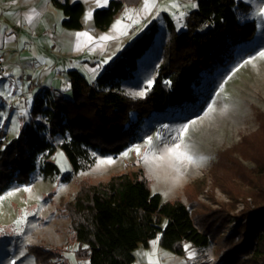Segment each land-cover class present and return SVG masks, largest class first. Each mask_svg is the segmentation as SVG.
Returning <instances> with one entry per match:
<instances>
[{
	"label": "trees",
	"instance_id": "obj_1",
	"mask_svg": "<svg viewBox=\"0 0 264 264\" xmlns=\"http://www.w3.org/2000/svg\"><path fill=\"white\" fill-rule=\"evenodd\" d=\"M122 3L110 0L107 7L96 9L94 23L105 28ZM195 5L180 28L168 14L163 15L168 37L143 97H130L122 83L134 76L138 59L153 42L159 30L157 20H152L93 81L70 69L69 96L38 90L17 136L8 138L0 126V194L13 182L27 183L34 171L43 179L57 175L59 170L51 157L58 138L59 148L70 162V173L77 172L82 163L91 161L93 152H121L152 113L196 101L195 87L202 74L219 64L225 50L253 39L258 26L254 19H239L237 9L245 6L242 1L195 0ZM61 7L67 16L63 25L79 28L82 3ZM45 132L50 140L44 137ZM243 139L220 150L217 161L226 172L224 190L233 199L251 198V202L245 201L242 212L249 219L237 226L236 234L216 242L221 251L214 264H264V139L258 131ZM236 153L242 158L250 153L253 166H245ZM230 173L246 178L251 190L232 186ZM187 194L193 204L194 197ZM64 207L73 227L68 247L73 246L77 264L84 259L89 264H131L134 249L139 244L146 246L156 236L162 247L183 255L184 244L210 245L223 225L217 215L211 222V218L194 220L189 207L179 199H163L152 192L140 166L112 173L97 183L82 178ZM212 221L216 223L213 226ZM31 251L36 264H69L64 252Z\"/></svg>",
	"mask_w": 264,
	"mask_h": 264
},
{
	"label": "rangeland",
	"instance_id": "obj_2",
	"mask_svg": "<svg viewBox=\"0 0 264 264\" xmlns=\"http://www.w3.org/2000/svg\"><path fill=\"white\" fill-rule=\"evenodd\" d=\"M237 1L245 3L242 9H237L239 19H254L257 22L256 36L225 50L219 64L202 74L195 87L196 101L152 113L143 120L134 137L121 152L115 155L93 152L90 155L91 161L82 163L77 172L70 173V162L59 148L58 142L61 139L58 138L55 141L56 150L51 157L58 167L57 175L43 179L38 171H34L27 183L13 182L0 194V197H4L0 200V264H36L31 253L33 249L64 252V257L69 258V264H73L70 257L73 256L74 248L68 247L72 242V232L64 203L72 199L77 182L82 178H87L90 183L105 181L112 173L135 170L138 166L144 169L152 192L159 193L163 199H179L189 207L194 220L211 218L208 220L211 222L218 218L215 215L223 219L220 229L222 232L210 244L215 254L220 256L221 250L216 242L236 234L237 226L249 219L242 212L245 201L251 202V198L241 196L233 199L224 190L222 179L226 172L217 161L218 152L243 141L245 136L254 131H258L264 139V57L259 55L264 51V14L260 12L264 8V0ZM173 3L179 5V9L171 7ZM157 4L165 8L177 28H180L186 14L194 8L190 5L195 4V0H158ZM179 12H185V16L181 18ZM167 37L168 31L161 28L149 48L138 59L134 76L122 83L124 92L130 97H141L135 93L146 92L148 82H152L155 76L156 66L161 59L162 44ZM246 61L250 63H245ZM95 77L96 75L87 76V80L93 81ZM3 83L0 79V111L12 99L16 100L15 107L20 110L15 114L13 109L4 106L8 112H0V126L6 128L7 137L12 138L18 135L20 125L29 117L31 99L24 101L21 95L19 97L13 94L15 85L19 87V81H13L11 86L4 83L5 89L2 88ZM209 105H212L214 111L209 112ZM184 124L189 125V131L185 134L183 143L188 144L191 155L203 157L196 163L178 162L167 155V148L173 146L174 142H180L173 141V138ZM149 137L153 140L155 156L162 155L164 159L144 161L134 151L127 157L121 155L133 146H139L143 155L146 148L144 142ZM60 153L63 154L62 157L58 155ZM235 155L245 166H253L250 153L245 158L238 153ZM106 157L114 158L115 163L97 168V158ZM66 174L68 177L64 179ZM228 178L232 186L245 191L251 190L246 178L240 179L231 173ZM25 187L30 190L23 191ZM16 189L20 191H15ZM9 192H14V195L8 196ZM187 192L194 197L193 204H190ZM18 219L21 220L19 224L15 222ZM211 224L213 226L216 223L212 221ZM156 238L157 236L150 239L146 246L139 244L134 249L131 264H146L137 253L141 250L151 252V242ZM186 245L184 244L185 253L178 255L158 243L157 258L161 251L169 254L159 258V264H182L185 257L192 253V246L188 250ZM79 264L89 263L84 259Z\"/></svg>",
	"mask_w": 264,
	"mask_h": 264
},
{
	"label": "crops",
	"instance_id": "obj_3",
	"mask_svg": "<svg viewBox=\"0 0 264 264\" xmlns=\"http://www.w3.org/2000/svg\"><path fill=\"white\" fill-rule=\"evenodd\" d=\"M77 1L83 5L79 17L80 27H65L63 20L67 16L61 5H71ZM121 1V8L109 24L100 28L94 23V12L107 7L108 3L97 7L95 0H65L64 3L57 0H0L1 81L9 86L13 81H19V87L15 85L13 94L21 95L24 101L31 99V104L35 94L42 88L69 96L70 69L79 70L86 78L97 77L152 20L158 21L159 30L166 29L163 15L167 11L157 4L158 0H154L156 6L151 11H142L144 0ZM100 2L103 4V0ZM89 11L92 17L86 19ZM29 16L32 17L31 21L28 20ZM84 32L92 37L91 41L86 36L77 35ZM100 36L112 39L100 40ZM15 105L16 100L12 99L4 106L17 114L20 110ZM4 106L1 107V113L8 112ZM187 246L189 250L191 244Z\"/></svg>",
	"mask_w": 264,
	"mask_h": 264
},
{
	"label": "snow or ice",
	"instance_id": "obj_4",
	"mask_svg": "<svg viewBox=\"0 0 264 264\" xmlns=\"http://www.w3.org/2000/svg\"><path fill=\"white\" fill-rule=\"evenodd\" d=\"M95 3H96L97 7H102L103 5H106L108 3V0H103V4H101L100 0H95ZM155 6L156 5H155L154 0H144V6H143L142 11L145 9L151 11ZM190 6L195 7L196 5L192 4ZM171 7L179 9V5H177L175 3H173L171 5ZM260 12H261V14H264V8H262L260 10ZM179 15L181 18H183L185 16V12H179ZM91 17H92V12L89 11L86 15V19H91ZM129 18H131V17L129 16ZM28 20L31 21L32 17L29 16ZM116 23H117V25L120 24L119 21H117ZM77 35L86 36V37H88L89 41L92 40V37L89 36V34L87 32L78 33ZM99 39L100 40H108V39H112V37L100 36ZM259 55L261 57H264V51L260 52ZM245 63H250V61H246ZM151 83H152L151 81L148 82L149 87L151 86ZM135 95L143 97L145 95V92L141 91V92L135 93ZM211 111H214V109H213L212 105H209V112H211ZM192 123H194V121ZM188 131H189V125L184 124L182 126V129L178 131L177 136L173 138V141L179 140L180 142L179 143L174 142L173 146L168 147L167 148V155L169 158H173L178 162L179 161H187L188 163L192 164V163H196L198 159H203V157H195V156L191 155L188 151V148H189L188 144L183 143V138ZM157 139H159V137H157ZM144 143L146 145V148H145L143 155L141 154V148L139 146H133L132 148L123 152L121 155L123 157H127L130 154V152L134 151L136 153V155L144 161H148V160L153 159V158L161 159V160L164 159V156H162V155L161 156H155V148L153 146V140L151 137L147 138ZM182 145H183V149H182ZM149 153H151L152 155H149ZM58 155L61 157L63 156L62 153H60ZM137 162H140V161L138 160ZM113 163H115V160L112 157L97 158V168L103 167L104 165H111ZM61 170L63 171L64 169H61ZM177 172L179 173V169H177ZM29 190H30L29 187H25L23 189V191H25V192H27ZM15 191H20V189H16ZM7 195L12 196V195H14V192H9V193H7ZM3 199H4V197H0V200H3ZM25 215H27V213H25ZM15 222L17 224H19V223H21V220L18 219ZM159 239H160V237L157 236L156 240L151 242V244L153 245V249L151 252H144L143 250H141L139 253H137V255H139L142 260L146 261V264H159V258H163V257L169 255V254L163 253L161 251L159 253V258H157V247L156 246L159 243ZM86 247H87V245H85V248ZM185 247H186V249L188 248L187 245ZM70 258L73 259V264H75V257L72 256Z\"/></svg>",
	"mask_w": 264,
	"mask_h": 264
},
{
	"label": "built area",
	"instance_id": "obj_5",
	"mask_svg": "<svg viewBox=\"0 0 264 264\" xmlns=\"http://www.w3.org/2000/svg\"><path fill=\"white\" fill-rule=\"evenodd\" d=\"M60 3H64L65 0H57ZM45 123V122H44ZM44 137L47 140H50V136L48 132L44 133ZM54 144H56L54 142ZM70 232H72V225L69 223ZM219 256L215 254L214 250L207 246L195 245L192 247V253L188 257L185 258L183 264H214L217 262Z\"/></svg>",
	"mask_w": 264,
	"mask_h": 264
},
{
	"label": "bare ground",
	"instance_id": "obj_6",
	"mask_svg": "<svg viewBox=\"0 0 264 264\" xmlns=\"http://www.w3.org/2000/svg\"><path fill=\"white\" fill-rule=\"evenodd\" d=\"M172 161V160H171Z\"/></svg>",
	"mask_w": 264,
	"mask_h": 264
}]
</instances>
